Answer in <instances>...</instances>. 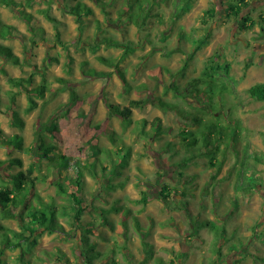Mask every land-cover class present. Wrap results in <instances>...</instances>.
Returning a JSON list of instances; mask_svg holds the SVG:
<instances>
[{"label":"rangeland","instance_id":"1","mask_svg":"<svg viewBox=\"0 0 264 264\" xmlns=\"http://www.w3.org/2000/svg\"><path fill=\"white\" fill-rule=\"evenodd\" d=\"M78 1L93 9L84 16L82 30L67 11ZM231 1L192 0L184 8L180 0H38L26 9L38 19L34 32L16 9L0 2L2 21L22 33L0 39L24 63L17 65L0 56L4 67L0 128L4 139L14 134L23 138L20 147L0 139V159L23 162L0 168V186L7 173L26 170L35 162L34 151L27 148L36 138L59 144L74 168V161L86 150L80 146L93 140L98 152L92 156L103 163L83 171L81 196L87 207L83 222L98 224L106 213L114 225L100 224L90 235L99 253L94 264H264V101L248 92L252 84L264 82V0H247L250 6L244 15L254 21L251 28L240 27L226 14ZM214 6L217 16L211 19L204 11ZM43 9L56 21H50ZM207 30V43L185 66L188 53ZM57 31L65 48L55 44ZM217 52L216 62L229 65L228 72L220 68L213 87L199 86L204 88L201 94L196 88L189 90L194 78L208 74L209 58ZM99 56L118 63L127 82L117 66L103 63ZM90 69L97 74L91 75ZM31 75L32 81L24 80L22 88L8 81ZM41 84L48 86L45 95L35 96L38 105L28 112L26 89ZM133 99L147 102L134 108L129 122L110 113L108 104L123 107ZM60 105L65 107L58 140L41 126ZM14 112L24 120L23 127L13 126ZM195 117L221 123L211 137L210 148L219 147L214 167L208 148H189L181 134L183 129L197 131ZM103 122L106 128L94 138L95 126ZM122 145L126 149L118 154ZM36 163L35 174L53 177L57 172L50 160ZM113 164L118 168L111 172ZM54 181H39L36 191L45 203L54 202L62 210L68 198L58 192ZM164 184L177 189L171 190L169 205L189 201L190 215L183 209H167L161 196ZM145 192L149 199L144 204L138 200ZM71 216L59 217L70 234L43 232L35 245H24V259L30 264H84L81 230ZM3 224L19 228L17 219H4ZM2 240L0 230V247ZM20 254V248H8L0 255V264H22Z\"/></svg>","mask_w":264,"mask_h":264},{"label":"trees","instance_id":"2","mask_svg":"<svg viewBox=\"0 0 264 264\" xmlns=\"http://www.w3.org/2000/svg\"><path fill=\"white\" fill-rule=\"evenodd\" d=\"M38 0H25V1H15V0H0L1 3L8 7H13L16 9L23 18L27 21L28 28L30 31L34 32L36 31L37 22L38 19L35 15H33L30 12H27V7H32ZM182 1V5L184 8L189 6L190 2L192 0H180ZM250 6V2L247 0H232L226 9V14L228 16H232L236 19L238 25L242 28H251L254 26V21L251 20L249 15H244V12L246 9ZM217 10L218 7L214 6L211 8H208L204 11L205 15H208L211 19L216 18L217 16ZM67 11L72 14L75 17L76 22L78 23L79 29H83V21L84 16H89L93 13V9L87 5L86 3H83L81 1H78L72 6H67ZM43 13L50 21H56V18L51 16L47 10L43 9ZM202 21L206 24L208 21L206 19H202ZM248 22H250L249 25ZM56 35V43L58 45L66 47L65 41L61 39V34L59 31H57ZM21 31L13 24L5 23L2 21L0 17V38L2 39H9L12 37H16L21 35ZM210 37V30H207L206 33H204L200 38L196 40V44L193 48V50L188 53L185 61V66L188 65L189 61L196 55V53L202 49L203 45H205ZM34 42V40H33ZM111 44L114 46H121V43L118 41H112L110 40ZM35 43V42H34ZM0 56L5 57L7 60L13 62L17 65H23L21 63L19 55H17L13 48L5 44L0 39ZM220 54L219 52L215 53L213 56L209 58V61L211 62L207 67L205 68V71L207 75L204 77H197L194 78L190 83L189 90H192V88H196V93L201 94L202 90L201 87H213L214 82V76L216 73L219 72L220 68L226 72H228L229 65H225L222 67L219 65L216 61L219 60ZM100 61H102L105 64L117 66L118 71L121 75V78L126 83V76L124 72L120 69L118 63L115 61L104 57L99 56ZM4 67L0 65V70H3ZM91 75L97 74V71L94 69L89 70ZM102 75L108 74L104 72H100ZM33 79V75L25 78H15V77H9L8 81L18 85L20 88L23 86V81L28 80L31 82ZM63 80V79H60ZM171 87L178 89V86L173 83ZM48 86L47 84H41L36 86L35 88L26 91H29V106L27 107V111L33 110L37 105V100L35 99V96H44L45 92L47 90ZM199 89V90H197ZM178 91V90H177ZM248 92L250 96L258 101H264V82H256L252 84L248 88ZM193 92H191L192 94ZM15 94V93H14ZM11 96V100H15V96ZM72 98L75 99L76 94L75 91H72L71 93ZM194 95V94H193ZM191 97V95L189 96ZM145 99H133L129 102L128 105L121 107L118 104L110 103L108 104L110 113L113 115H118L126 122H129L132 118L133 110L134 108L142 107L146 104ZM197 103V102H196ZM193 103V104H196ZM0 105H1V99H0ZM164 106L175 108V105H172L171 103H163ZM65 105L58 106L54 112L53 115L50 117L49 121L47 123L42 124L41 128L44 129L46 133H49L53 137H55L58 140L62 139V133H61V117L63 108ZM1 110V107H0ZM194 120L196 121L195 126L198 127L196 130H186L183 129L181 131V134L183 136V139L187 141V145L189 148H196L198 149L204 146L205 148H208L207 154H210V165L216 166V159L215 155L219 149V147H215L213 149L210 148L211 144V137L213 131H215L216 128L222 127L221 123L214 122V121H207V122H201V119L198 117H195ZM146 122V120H144ZM12 124L15 127H23L24 126V120L21 116L18 115L17 112L13 113L12 118ZM106 128V123H99L95 126L96 132L94 134V138L97 137L104 129ZM160 131V125L158 127ZM143 132L146 134V131L143 130ZM222 133V131L220 132ZM237 132H235L236 137ZM0 139L1 142H4L7 145L15 146L18 144L20 145L23 143V138L19 134L12 135L9 139H4L3 131L0 128ZM93 140H89L88 146H80L82 148H86L84 152H81L80 156L74 161V164L76 167L70 166V158L61 151V146L59 144L47 142L46 140H43L42 138L39 140V138H36L33 146H31L27 150L34 151V159L35 162H32L29 167L24 170L20 169L15 173H7L4 178L2 177L3 185L0 186V230L2 231L3 240L0 247V255L5 252L8 248H20L21 254L19 255V259L22 264H30L29 261H26L24 259V252H25V244L31 243L32 245H35L37 243V237L38 235L42 234L43 232H58L62 234H70V231L68 229H65L64 224L59 220L60 215H69L72 216V224L75 226V228H78L81 230L79 233L80 235V242L82 243V252L81 256L84 257V264H94V259L99 255L97 252L95 246L96 243L92 242L90 239V235L94 234L96 232V229L98 228V225L105 224L110 225L111 228H114V225L112 221L109 220V217L106 213H102L103 216L102 221L98 224L95 222H83V213L87 210V207L84 206L83 197L81 196V192L83 189V174L84 169L91 170L89 167L93 166L96 167V163L102 164L103 159H99L98 157L95 159L93 157V153L98 152V148L94 146L92 142ZM210 148V149H209ZM125 146H121V148L116 149L117 153L120 154L121 151L125 150ZM100 150V149H99ZM121 150V151H120ZM106 153H109L110 150H100ZM128 154L125 153V157ZM82 156V157H81ZM99 159V160H98ZM47 161L50 160L52 165L57 170L56 174L51 177L47 174L38 175L35 174V170L38 166L36 162L41 161ZM98 160V162H96ZM124 161V159H123ZM188 159H183V162L187 163ZM22 166L23 162L20 158H9V159H0V168L6 167L11 168L14 165ZM222 164V163H221ZM98 166V165H97ZM118 164H113V170L117 167ZM184 166V165H182ZM220 167V166H219ZM219 167L217 169V172L219 170ZM103 172L106 170V166L102 167ZM115 172H119L118 169H116ZM92 174L96 175V171H91ZM105 179L106 180V175ZM50 181L55 180L54 183L58 187V192L61 195H66L68 198V203L62 205L63 209L60 210L55 205L54 202L45 203L40 194L36 191V185L39 181ZM103 180V182H105ZM7 182H11V186L6 185ZM69 183H75L77 186H73L72 189H69ZM260 186V185H259ZM76 187V188H75ZM171 190L176 191V187H169L168 185L164 184L162 186L161 190V196L163 197V200L166 204V207L168 210L175 208V209H183L185 211H188V215H190V207H189V201L182 202V205L180 202L175 201L174 207L169 205L168 198L170 196ZM183 195H186V191L183 190ZM149 196L145 192L143 194L142 198L138 201L143 202L144 204L148 202ZM110 209H107L109 211ZM4 219H17L19 221V228H11L7 227L3 224ZM139 226V225H138ZM226 230L225 228L222 230V233H224ZM145 245H147V242H145ZM63 255H59V259L62 261L64 258H62Z\"/></svg>","mask_w":264,"mask_h":264},{"label":"flooded vegetation","instance_id":"3","mask_svg":"<svg viewBox=\"0 0 264 264\" xmlns=\"http://www.w3.org/2000/svg\"><path fill=\"white\" fill-rule=\"evenodd\" d=\"M223 6V5H222ZM227 7H228V5H227ZM227 9V8H226Z\"/></svg>","mask_w":264,"mask_h":264}]
</instances>
